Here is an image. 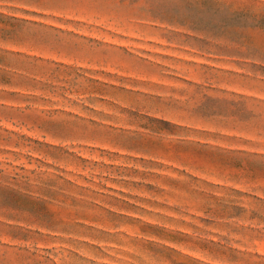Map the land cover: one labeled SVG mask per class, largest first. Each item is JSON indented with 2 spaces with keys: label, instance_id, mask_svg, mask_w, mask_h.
<instances>
[{
  "label": "rangeland",
  "instance_id": "obj_1",
  "mask_svg": "<svg viewBox=\"0 0 264 264\" xmlns=\"http://www.w3.org/2000/svg\"><path fill=\"white\" fill-rule=\"evenodd\" d=\"M0 264H264V0H0Z\"/></svg>",
  "mask_w": 264,
  "mask_h": 264
}]
</instances>
